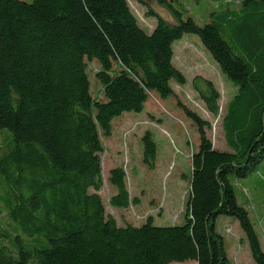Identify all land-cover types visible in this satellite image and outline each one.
<instances>
[{"label": "trees", "instance_id": "trees-1", "mask_svg": "<svg viewBox=\"0 0 264 264\" xmlns=\"http://www.w3.org/2000/svg\"><path fill=\"white\" fill-rule=\"evenodd\" d=\"M157 1L177 23L147 6L156 18L149 32L129 0H0V264H237L217 227L222 215L237 219L250 264H264V0L215 8L202 25L180 0ZM185 33L199 36L237 87L223 112L226 148L180 102L200 134L183 221L119 223L102 195V136L152 92L165 98L173 80L186 83L173 47ZM193 82L217 114L221 92L203 76ZM141 138L154 167L153 134ZM108 182L112 206L140 202L123 165Z\"/></svg>", "mask_w": 264, "mask_h": 264}, {"label": "rangeland", "instance_id": "rangeland-1", "mask_svg": "<svg viewBox=\"0 0 264 264\" xmlns=\"http://www.w3.org/2000/svg\"><path fill=\"white\" fill-rule=\"evenodd\" d=\"M31 1V0H25ZM143 28L150 30L156 18L147 15V6L138 0H129ZM185 15H191L202 25L215 8H239L241 0H180ZM174 63L186 76V83L172 81L175 94L161 97L152 92L141 112L125 111L112 120V134L102 136L104 187L102 195L107 209L119 223L142 224L147 216H153L156 225H169L183 221V209L190 188L191 157L198 149L200 134L197 125L180 105L182 102L202 118L210 121L207 129L209 138L218 148H226L222 127L226 103L237 87L224 75L218 63L195 33H185L173 43ZM94 65H96L94 63ZM90 80L94 93L99 83L90 68ZM211 79L221 92L220 110L217 114L208 111L204 100L194 86L195 76ZM199 86L204 87L202 82ZM151 131L157 144V159L154 167L143 161L141 136ZM1 140V135H0ZM123 165L127 172L131 193L140 197L127 208L110 204L112 187L108 182L111 168ZM264 172V166L261 171ZM240 197V194H239ZM240 200L242 198L240 197ZM0 220L2 217L0 216ZM236 220V221H235ZM217 227L226 235L229 254L237 264H250L253 258L245 235L237 219L220 216ZM226 227V229H225ZM226 230V231H225ZM226 232V233H225ZM264 243V234H263ZM171 264H197L195 261L172 262Z\"/></svg>", "mask_w": 264, "mask_h": 264}, {"label": "water", "instance_id": "water-1", "mask_svg": "<svg viewBox=\"0 0 264 264\" xmlns=\"http://www.w3.org/2000/svg\"><path fill=\"white\" fill-rule=\"evenodd\" d=\"M142 1L144 2L146 6L152 8L164 20L172 24L177 23L172 12L166 6L161 5L157 0H142Z\"/></svg>", "mask_w": 264, "mask_h": 264}]
</instances>
